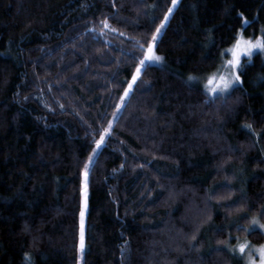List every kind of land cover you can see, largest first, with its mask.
<instances>
[{"label":"trees","instance_id":"16d2710c","mask_svg":"<svg viewBox=\"0 0 264 264\" xmlns=\"http://www.w3.org/2000/svg\"><path fill=\"white\" fill-rule=\"evenodd\" d=\"M171 5L0 0V264H80L94 149L81 264H243L263 242L243 229L264 223V56L224 97L201 82L262 35L264 0H179L118 107Z\"/></svg>","mask_w":264,"mask_h":264},{"label":"snow or ice","instance_id":"6c2138e0","mask_svg":"<svg viewBox=\"0 0 264 264\" xmlns=\"http://www.w3.org/2000/svg\"><path fill=\"white\" fill-rule=\"evenodd\" d=\"M177 4V0H172V7L167 9V12L164 15L163 20L159 27L155 29V32L151 36V40L147 44L146 53L144 58L140 60L139 65L135 69V73L132 76V83L129 84L128 89H125L124 96L121 97V101L124 100V97L128 95L129 90L132 88V84L135 83L138 76L140 75L142 68L145 66L146 62H160L162 59L160 56L154 54L155 43L158 39V35L161 32V29L165 27V22L168 21L170 14L173 12L174 7ZM104 27H108L106 21L103 22ZM245 24L248 21H244ZM262 35L259 37L245 38L242 33H239L234 40L232 47L225 49L221 53L222 57H230L222 60L220 66L216 69L215 72L211 73L207 77V83L205 84V91L212 96H226L230 94L231 90L235 88L236 85L242 83L241 76L243 75L242 57L247 58L250 62L254 53L256 51L264 52V29L261 30ZM143 47V46H142ZM194 77L189 76L188 80L193 81ZM216 85L213 87V85ZM119 107V106H118ZM111 124H109V128ZM247 128L251 129L252 125H246ZM108 134V130H105V134H102L100 140L97 141V148L100 147L102 142L105 139V135ZM95 152V149L93 150ZM92 157H89V163L91 162ZM88 168L89 164L84 165V183L82 185V202L80 209V241H79V252L81 257L85 252V212L87 209V180H88ZM255 226H258L260 229H264V223L260 222V219L253 217L250 221V225L245 227L243 231L251 232L255 230ZM231 251L239 252L242 256L247 252L248 264H264V245L254 248L250 243L245 240L244 242L238 244L236 248H232ZM256 257H258V262ZM28 259H31L28 257Z\"/></svg>","mask_w":264,"mask_h":264},{"label":"rangeland","instance_id":"374dc122","mask_svg":"<svg viewBox=\"0 0 264 264\" xmlns=\"http://www.w3.org/2000/svg\"><path fill=\"white\" fill-rule=\"evenodd\" d=\"M178 2H179V0H177V4H178ZM177 4H176V6H177ZM175 6V7H176ZM171 7H172V5H171ZM174 7V8H175ZM174 10V9H173ZM167 22V21H166ZM166 22H165V24H166ZM162 31H163V28L161 29V32L159 33V35L162 33ZM159 35H158V37H159ZM158 40V39H157ZM157 42V41H156ZM156 44V43H155ZM232 47V46H231ZM145 53H146V51H145ZM154 54L155 55H158V54H156V52H155V48H154ZM255 54H261V55H263L264 56V52H260V51H256L255 53H254V55ZM145 55V54H144ZM159 56V55H158ZM143 58H144V56H143ZM142 58V59H143ZM227 58H230V57H226L225 59H227ZM243 59H247V58H244V57H242V60ZM161 64H163V61H162V59L160 60V62H146V64H145V66L146 65H155V66H157V65H161ZM144 66V67H145ZM143 67V68H144ZM142 68V69H143ZM196 81H198V80H196ZM131 82H132V80H131ZM202 84V89L205 91V84L207 83V78L205 79V80H202V82H201ZM216 85L214 84L213 85V87H215ZM237 86V85H236ZM205 93L208 95V96H210V97H216V96H212V95H209L206 91H205ZM222 97H224V96H222ZM125 98H126V96L124 97V100L123 101H120V104H119V107H121V105H122V103L125 101ZM94 155H95V152L92 154V160H91V162L89 163V161H88V163L87 164H89V166L91 165V163H92V161H93V158H94ZM83 183H84V176H82V183H81V190H80V192H79V199L77 198V203H79V226H80V209H81V202H82V185H83ZM87 197H88V189H87ZM76 202V201H75ZM76 204V203H75ZM86 214H87V209H86V212H85V218H86ZM85 222V221H84ZM260 229V228H259ZM261 231H262V233L264 234V229H260ZM79 241H80V231H79ZM240 244V243H239ZM261 245H264V239H263V242L261 243V244H259V245H251L252 247H254V248H258L259 246H261ZM238 246V245H237ZM236 246V247H237ZM78 251H79V248H78ZM234 253V252H233ZM234 254H236V255H238L239 257H242V259H243V264H248V257H247V252L242 256L238 251L237 252H235ZM79 259H80V261H79V263L81 264V254H80V252H79ZM256 259H257V262H258V257H256Z\"/></svg>","mask_w":264,"mask_h":264}]
</instances>
